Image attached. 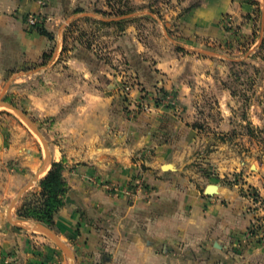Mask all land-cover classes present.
<instances>
[{"label": "crops", "instance_id": "crops-1", "mask_svg": "<svg viewBox=\"0 0 264 264\" xmlns=\"http://www.w3.org/2000/svg\"><path fill=\"white\" fill-rule=\"evenodd\" d=\"M49 1L48 9L63 18L50 31L51 39L23 31L20 18L24 11L37 7L34 0H0V78H6L14 67L24 73L28 62L30 75L42 72L43 80L31 82V106L39 116L55 117L46 139L51 161H63L62 174L68 185L55 218L62 231L58 237L76 236L74 245L81 246L82 255H77L73 244L63 243L65 250L36 244L39 237L34 230L25 225L14 229L15 224L6 222L15 186L42 166L38 140L14 122L16 131L6 128L7 121L0 123V251L10 252L12 264H87L86 260L98 261L97 253L105 249L111 258L104 264H264V245L236 246L233 250L241 254L229 256L232 236L242 234L251 222L245 211L247 201L219 182L199 184L193 171V159L212 145L208 134L194 124L200 120L202 95L194 93L198 84L182 76V60L193 67L192 61L204 52L197 48L191 55L175 49H186L188 44L182 41L193 46L202 36L215 34L218 19L225 13H237L238 3L196 0L193 5L191 0H172L158 14L147 7L136 13L155 24L159 36L143 37L130 25L122 35L127 42L124 50H115L114 56H125L129 72L138 77L132 95L137 87L170 90L176 103L163 102L134 112L125 108L120 97L127 73L97 66L81 51L75 34L65 32L70 22L93 15L87 10L98 9V1ZM172 30L186 38L177 41ZM136 34L141 36L136 38ZM69 41L72 50L66 47ZM161 41L174 49H164ZM200 87L208 89L207 85ZM42 88L48 92H40ZM58 90L62 93L56 95ZM217 104L220 108L221 101ZM135 155L143 158L138 160ZM140 171L154 189L151 197L123 196L107 189L111 181L126 185ZM90 174L96 175L97 183L87 180ZM262 182L260 178L254 186ZM208 184H215L216 192L205 193ZM176 244L188 251L182 262L167 257L165 246Z\"/></svg>", "mask_w": 264, "mask_h": 264}, {"label": "rangeland", "instance_id": "rangeland-1", "mask_svg": "<svg viewBox=\"0 0 264 264\" xmlns=\"http://www.w3.org/2000/svg\"><path fill=\"white\" fill-rule=\"evenodd\" d=\"M34 1L37 7L24 11L20 18L23 31L28 34L34 32L40 34L37 31L38 28H44L49 32L53 31L63 18L53 14L48 9L51 3L49 0ZM97 1L99 3L98 9L93 10L92 6V9L87 10H92L93 15L86 16L81 22H77V19L70 22L65 27V32L75 34L81 51L86 52L92 60L94 59L97 66L117 67L118 70L127 73L125 74L127 78L121 86L122 93L120 97L124 101L125 108L129 111H146L151 106L163 105V102L175 105L176 97L174 92L170 90L157 91L155 88L154 90H145L137 87L136 94L132 95L135 86L139 85L137 82L138 77L129 72L131 66L128 65L129 61L125 56H114L115 50H124L127 42L122 40V35L128 32L126 28L130 25H134L138 34H142L143 37L157 38L160 34L159 28L150 22L147 17L136 15V13L140 12L142 7H147L148 11L158 14L159 10L168 6L172 0ZM234 1L238 3L240 9L237 13L223 14L218 19L219 30L215 34L199 38V43L193 44L195 48L192 43L189 44L184 41H182L184 44H188L186 49L175 47L177 51L182 53L186 51L191 53L197 48L202 53L204 52L201 56L196 57V62L195 60L192 61L194 63H192L193 67H189V63L186 64L185 60H182L185 69L182 76L187 80L191 79L196 85L198 84L199 88L194 93L202 95V106L198 109L200 120H196L194 124L200 126L202 133L204 131L203 134H208L209 138L207 140L212 145V147H209V151L203 149V151H199L201 152L200 155L193 159V165L195 166L193 171L197 174L198 183L204 185L208 181L212 183L219 182L222 185L234 188L247 201L245 211L251 215L248 228L242 234L232 236L230 242L232 249H230L229 256L241 254L237 251L238 249L233 250L236 246L264 245V0ZM87 2L92 3L89 0ZM190 3L195 5L197 2L191 0ZM134 14L136 16H133ZM31 20L34 23H31ZM171 32L173 33L174 30ZM174 35L177 41H180L179 38H186L175 34V32ZM138 36L141 35H135L136 38ZM70 44L69 41L66 47L72 50ZM154 44L155 47L159 46L158 43ZM161 44L164 49L167 47L174 49L166 41H161ZM191 55L193 54L191 53ZM45 60L40 59L39 61L43 62ZM27 64L23 66L24 73L18 72V69L14 67L10 69V73H7L6 78H0V98L21 109L36 126H39V130H42L40 132L47 141L46 138H49L48 129L51 128L55 117L39 116L32 109L31 82L33 80L35 83L38 79L41 81L43 76L42 72L30 75L31 64L29 62ZM197 71H200V73H197ZM202 84L207 85L208 89L200 87ZM126 85L130 87L129 91L124 89ZM7 87L9 89L5 92ZM40 92L46 93L48 90L42 88ZM54 93L58 95L62 91L58 90ZM219 101H221L220 108L217 104ZM224 117H226V121L222 123ZM6 118H9V120H6ZM4 122H6L5 127L12 131H16L13 122L16 125L19 124L22 129H26L30 133L29 136L32 139L38 140L39 162L42 165L45 158V149L41 139L28 123L12 109L0 106V123ZM51 137L54 136L50 135V140H53L54 138ZM200 139H203V137H200ZM48 152L47 166L50 168L52 161L49 145ZM135 157L138 160L143 158L141 155H135ZM251 165L255 167L252 168ZM48 170L45 168L39 177L42 178ZM31 178L32 176L28 180L26 179L24 183L15 186L12 200ZM260 178L263 180L262 184L257 183V186H254L256 180H260ZM37 179L32 181L14 201L8 210L6 222L15 224L14 229L25 225L34 230V234L39 237L36 244L58 245V249H64L40 228H36L38 221L25 220L30 223L21 224L23 220L18 218V209L21 205L31 203L37 198L40 190L39 183L36 182ZM87 180L93 184L98 182L95 174L88 175ZM108 185H114V190ZM106 186H108V190H113L114 194L123 196L147 198L151 197L154 192V189L142 179L141 171L136 178L131 179L129 183L122 187L112 181ZM117 187L119 189H116ZM58 211L53 216L52 224L47 226L46 230L53 233L62 243H66V245L73 244L72 247L77 255H82L81 246L74 245L76 236H67L66 240L61 236L58 237L62 232L61 227H58L55 220ZM150 244L152 245L151 242ZM162 246L161 250L163 251L164 246ZM200 248L202 249V247ZM165 250L169 259L178 262H182L184 257L188 255L184 245L180 244L175 246L166 245ZM203 255L206 257V252ZM97 257L98 261L86 260V263L104 264L108 258H111V252L107 249L100 250ZM0 264H12L10 252L3 253L0 251Z\"/></svg>", "mask_w": 264, "mask_h": 264}, {"label": "trees", "instance_id": "trees-1", "mask_svg": "<svg viewBox=\"0 0 264 264\" xmlns=\"http://www.w3.org/2000/svg\"><path fill=\"white\" fill-rule=\"evenodd\" d=\"M37 31L51 39L52 34L44 28ZM62 161H52L47 173L38 179L40 190L36 200L23 204L18 209V218L22 220H35L45 227L52 224L53 216L64 204V197L68 185L63 177Z\"/></svg>", "mask_w": 264, "mask_h": 264}, {"label": "water", "instance_id": "water-1", "mask_svg": "<svg viewBox=\"0 0 264 264\" xmlns=\"http://www.w3.org/2000/svg\"><path fill=\"white\" fill-rule=\"evenodd\" d=\"M0 106L6 107L9 109H12L16 114H18L28 125L33 129V131L38 135V137L41 139L42 144L45 149V158L42 166L40 169L32 176V178L20 189V191L17 193L16 197L12 200L10 207L13 205L14 201L19 197V195L31 184L32 181L36 180L39 175L45 170L46 166L48 165V142L43 137L42 133L40 132L39 128L34 124V122L21 110L18 109L16 106L12 105L11 103H8L0 98ZM165 165L164 167H166ZM253 166V165H252ZM216 192V185L215 184H208L205 187V193L207 194H213ZM36 228H40L46 235H48L52 240H54L56 243L61 245L62 247H65L64 244L57 239V237L51 233L50 231L46 230V227L41 224H36Z\"/></svg>", "mask_w": 264, "mask_h": 264}, {"label": "built area", "instance_id": "built-area-1", "mask_svg": "<svg viewBox=\"0 0 264 264\" xmlns=\"http://www.w3.org/2000/svg\"><path fill=\"white\" fill-rule=\"evenodd\" d=\"M31 23H34V21L31 20ZM124 89H125V91H129V90H130V87H129L128 85H126V86L124 87ZM109 187H110V188L112 187L111 189L114 190V185H109ZM116 189H119V188L117 187Z\"/></svg>", "mask_w": 264, "mask_h": 264}]
</instances>
